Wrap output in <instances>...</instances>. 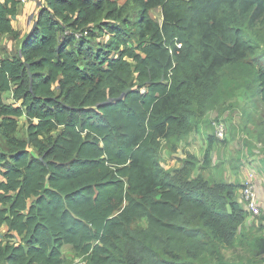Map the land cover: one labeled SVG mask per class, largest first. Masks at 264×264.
Returning <instances> with one entry per match:
<instances>
[{
    "label": "trees",
    "instance_id": "1",
    "mask_svg": "<svg viewBox=\"0 0 264 264\" xmlns=\"http://www.w3.org/2000/svg\"><path fill=\"white\" fill-rule=\"evenodd\" d=\"M132 1L134 22L118 0H42L17 55L0 58V264H69L66 245L86 264H204L238 245L264 261L239 187L192 178L194 157L174 177L159 162L225 70L251 79L264 102L252 34L264 0ZM19 10L0 0V37L20 38Z\"/></svg>",
    "mask_w": 264,
    "mask_h": 264
},
{
    "label": "rangeland",
    "instance_id": "2",
    "mask_svg": "<svg viewBox=\"0 0 264 264\" xmlns=\"http://www.w3.org/2000/svg\"><path fill=\"white\" fill-rule=\"evenodd\" d=\"M118 2L122 6L128 3L129 19L131 22L136 21L138 8L134 2ZM152 16L160 23L163 20L161 9L154 10ZM128 27L132 28L131 24ZM252 34L258 42L257 52L261 57L259 60L264 61V24L258 23ZM18 40L6 37L2 41L0 37V58L17 55L20 48V44L16 42ZM109 40L110 36L105 35L97 42L104 45ZM4 101L8 104L15 102L11 94H5ZM205 102V107L201 110L196 107L197 117L193 129L183 140L162 142L160 166L165 173L173 177L178 176L190 157H194L197 161L192 178L202 177L211 187L219 183L234 184L239 187L236 191L238 201V198H242L243 187L251 173L259 180L264 178V102L257 94L256 88H253L252 80L232 69L224 71L220 86L212 98ZM221 124L226 127L224 140H219L216 136L217 126ZM19 134L21 137H27L25 120L21 121ZM213 136L217 142L213 144L211 162L206 167L204 157L209 140ZM240 202L244 206L243 200ZM262 216L263 210L260 217H251L249 214L251 220L246 223L244 230L251 231V237L264 234V222L260 220ZM138 225L145 227L146 222H140ZM260 225H263V231ZM7 233V227H1L0 240H5ZM10 241L19 242V239ZM62 252L69 264H86L87 259L76 255L70 245L64 246ZM204 264H264V261L255 256L250 248L238 245L233 249H222L219 258H208Z\"/></svg>",
    "mask_w": 264,
    "mask_h": 264
},
{
    "label": "crops",
    "instance_id": "3",
    "mask_svg": "<svg viewBox=\"0 0 264 264\" xmlns=\"http://www.w3.org/2000/svg\"><path fill=\"white\" fill-rule=\"evenodd\" d=\"M41 7H42V0H30V2H28L26 5L20 6L18 16L12 22L14 29L20 32V38L18 41H16L20 45L24 37L33 28L34 17L38 13ZM1 37L3 41L4 39H6V37H10V36H1ZM249 181L254 182L257 186L259 204L264 212V178L259 180L253 173H251L247 179V182ZM240 200L242 201V198L241 199L238 198L239 203H241ZM250 218L251 217H248L246 223L251 220Z\"/></svg>",
    "mask_w": 264,
    "mask_h": 264
},
{
    "label": "built area",
    "instance_id": "4",
    "mask_svg": "<svg viewBox=\"0 0 264 264\" xmlns=\"http://www.w3.org/2000/svg\"><path fill=\"white\" fill-rule=\"evenodd\" d=\"M30 0H20V6L26 5ZM178 48L181 45L177 44ZM145 92V89L142 90ZM216 130V136L219 140H224L226 136V127L224 125H218ZM242 200L246 211L251 217H260L262 213V208L259 204V197L254 182H247L242 191Z\"/></svg>",
    "mask_w": 264,
    "mask_h": 264
}]
</instances>
